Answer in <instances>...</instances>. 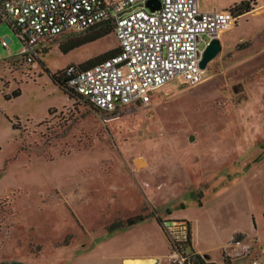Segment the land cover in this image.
Returning a JSON list of instances; mask_svg holds the SVG:
<instances>
[{"label":"rangeland","instance_id":"obj_1","mask_svg":"<svg viewBox=\"0 0 264 264\" xmlns=\"http://www.w3.org/2000/svg\"><path fill=\"white\" fill-rule=\"evenodd\" d=\"M256 4L220 35L201 83L170 84L151 104L113 113L67 96L45 73L117 49L111 32L67 54L59 46L77 37H59L28 63L22 41L0 22V257L31 252L40 264H71L82 252L81 264H120L156 255L171 264L163 226L168 244L151 226L157 216L185 221L212 258L239 230L229 243L243 240L250 252L234 264L263 261L264 0ZM135 215L150 219L108 231ZM190 247L191 239L177 248Z\"/></svg>","mask_w":264,"mask_h":264},{"label":"built area","instance_id":"obj_2","mask_svg":"<svg viewBox=\"0 0 264 264\" xmlns=\"http://www.w3.org/2000/svg\"><path fill=\"white\" fill-rule=\"evenodd\" d=\"M145 1L0 0V22H6L22 41L21 59L28 63L41 60L51 40L111 23L118 52L90 68L69 64L62 78L85 103L113 113L151 104L170 84L201 83L200 43L206 46L208 40L219 39L240 17L231 8L203 11L198 0H160V8L154 11L145 8ZM9 43L8 38L1 40L5 49ZM161 226L174 247L171 264H212L193 251L178 250L188 239L185 221L162 222ZM249 252L250 245L243 240L226 247V256L233 260ZM249 264H264V260L253 257Z\"/></svg>","mask_w":264,"mask_h":264},{"label":"crops","instance_id":"obj_3","mask_svg":"<svg viewBox=\"0 0 264 264\" xmlns=\"http://www.w3.org/2000/svg\"><path fill=\"white\" fill-rule=\"evenodd\" d=\"M236 1L237 0H201V2H199V0H198V3H199L200 9L203 10V11H221V10H225V8H231L234 4L238 3ZM243 15H241L240 17H242ZM235 27H236V25H235ZM223 34L224 33H222L221 36ZM233 37H234V35H233ZM219 39H221L220 36H219ZM156 217L157 216H153L151 218V226L154 228L155 231H157L161 235V237L168 244L167 238H166L162 228L159 226V224L156 221ZM149 219H150L149 216H147V217H145V219L143 221H141L139 223H136V224L131 225V226H123V227L117 228L116 230H112L111 231V235L118 234L119 232L120 233L121 232H123V233L131 232L132 230L138 228V226L140 224H141L140 226H143V224H145V222H147ZM236 232H239V230L236 231ZM236 232H233L232 235L230 236L229 240L226 241L225 243H223L220 246V251L221 252H220V257L219 258H212L211 255L209 254V250H200V249L196 248L195 242L193 241V236H194L193 228H192V233H191L192 236H191V247L190 248L192 249V251L194 253H196V254L208 259L212 263H216V264H222V263L234 264L236 259H234V260L233 259H229V262H227L226 260H224L223 253L226 256V246L228 245L231 237ZM61 246L62 245H59L58 247H61ZM63 247H64V249L68 248L66 245H64ZM26 254L27 255L25 257H17V258L16 257H14V258L10 257L9 258V257H6L5 255H3L2 257H0V264H40V262L38 261L37 255L32 254L31 252H27ZM157 257L158 256H156V255H149V256H147V255L125 256V257L120 259V264H131V263H128V262H135V261H146V262L153 261V264H157V261H156ZM85 258H86V255H82V252H80L79 254H74L73 258L71 260V264L86 263V259ZM41 264H47V262L45 261V263H43V261H42Z\"/></svg>","mask_w":264,"mask_h":264},{"label":"trees","instance_id":"obj_4","mask_svg":"<svg viewBox=\"0 0 264 264\" xmlns=\"http://www.w3.org/2000/svg\"><path fill=\"white\" fill-rule=\"evenodd\" d=\"M256 5H257L256 0H246V1H241L240 3L234 4L231 7V9L238 16H241L245 13H249L250 11H252ZM110 32H112V24L107 22L97 27H93L84 33L74 34L77 38L70 40L68 45L66 46H59L58 49L60 50L61 53L67 54L68 52L76 48H79L83 45L92 43L98 39L103 38L105 35L109 34ZM117 52H118V49H115L109 53H105V54L93 57L85 61L81 67L79 66L78 67L80 69L90 68L93 65L100 63L106 58L116 54ZM45 73L48 75L52 84L56 88H58L60 91H62L64 94H66L69 97H73L75 99H80L78 95L73 93V91H71L65 86L63 82V78H62L63 72L60 73V71H57V72L51 73L49 70H46ZM19 95H20V91L16 90V91H13L10 96L13 98H16ZM144 219H145V216H142V215L131 216V217H128L123 224L109 226L108 231L110 232L112 230H116L117 228H120L123 226H131V225H134L136 223L143 221ZM156 221L159 224V226H161L162 221L159 217H156ZM190 239L191 238H190V233H189V228H188V239L186 241V245H189ZM198 258H199V255H198ZM212 264H215V263H212Z\"/></svg>","mask_w":264,"mask_h":264},{"label":"water","instance_id":"obj_5","mask_svg":"<svg viewBox=\"0 0 264 264\" xmlns=\"http://www.w3.org/2000/svg\"><path fill=\"white\" fill-rule=\"evenodd\" d=\"M144 6L150 11L158 10L160 8V0H146ZM220 50L221 46L219 40L216 38L210 40L202 51L199 67L205 70L207 64L220 52Z\"/></svg>","mask_w":264,"mask_h":264},{"label":"bare ground","instance_id":"obj_6","mask_svg":"<svg viewBox=\"0 0 264 264\" xmlns=\"http://www.w3.org/2000/svg\"><path fill=\"white\" fill-rule=\"evenodd\" d=\"M131 264H153V261L151 262H146V261H135V262H128Z\"/></svg>","mask_w":264,"mask_h":264}]
</instances>
